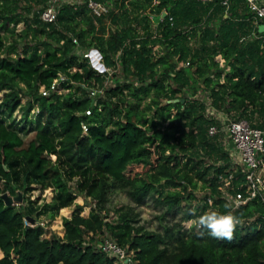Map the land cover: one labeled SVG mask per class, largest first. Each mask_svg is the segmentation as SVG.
I'll list each match as a JSON object with an SVG mask.
<instances>
[{
  "label": "trees",
  "instance_id": "16d2710c",
  "mask_svg": "<svg viewBox=\"0 0 264 264\" xmlns=\"http://www.w3.org/2000/svg\"><path fill=\"white\" fill-rule=\"evenodd\" d=\"M100 1L110 5L96 17L84 3L58 0L56 20L43 22L46 0H0V264H264V194L230 207L228 194H245V172L221 132L228 120L264 128V33L253 13L243 0H230L227 10L219 0ZM163 9L173 23L155 25L149 15ZM89 49L108 71L76 51ZM60 73L73 80L61 84L68 90L41 95ZM82 84L101 93L92 99ZM28 129L35 134L25 142ZM22 173L27 183L52 187L54 201L6 205L1 194L16 197ZM229 174L225 191L219 176ZM77 175L89 214L74 204L63 236L47 234L38 219L73 203L69 180ZM115 190L136 204L151 196L168 212L179 207L182 218L148 230L126 206L108 219ZM209 210L242 219L232 241L183 229L181 221ZM103 236L130 262L101 251Z\"/></svg>",
  "mask_w": 264,
  "mask_h": 264
},
{
  "label": "built area",
  "instance_id": "2783aa9c",
  "mask_svg": "<svg viewBox=\"0 0 264 264\" xmlns=\"http://www.w3.org/2000/svg\"><path fill=\"white\" fill-rule=\"evenodd\" d=\"M58 0H46L44 7L39 12V18L43 22H53L57 17L56 2ZM84 3L88 8L90 14L96 17L102 16L108 11L107 2L100 0H75ZM201 2H208L211 0H198ZM221 5L227 10L230 0H219ZM250 12L256 20V23L260 26L264 24V0H243ZM166 14L161 16L162 12ZM167 17L170 24L173 23V17L169 15L166 9H163L159 15L150 14L149 18L158 25L163 19ZM264 33V30L262 31ZM255 36V35H253ZM264 37V35L262 36ZM75 44H78L75 37L72 38ZM95 49H89L79 51V54L89 59L90 64L99 71H108L104 67L100 54ZM101 63L99 66L98 64ZM188 63H185L187 65ZM73 82L67 75L60 73L47 87L41 86L39 92L41 95L47 96L53 91H59L65 89L61 86L64 82ZM82 87L86 90L87 94L95 99L98 94L101 93L99 86H87L82 84ZM165 102H171V100H164ZM85 114H90V109L85 110ZM83 132L87 130L84 123L81 124ZM218 129L215 125H211L208 128V135L213 136L217 133ZM226 134L233 146V151L236 156V161L243 166L245 172V194L238 190L234 195L230 196V207L235 208L240 204H244L248 199L255 197L256 195L264 194V128L252 126L246 119L228 120L226 123ZM222 180L223 190L230 185L232 180V174L227 176H219ZM226 191V190H225ZM98 248L107 253L109 256H116L117 259L124 262H130V255L124 250L122 246L117 244L113 239L109 237H103L98 242Z\"/></svg>",
  "mask_w": 264,
  "mask_h": 264
},
{
  "label": "rangeland",
  "instance_id": "374dc122",
  "mask_svg": "<svg viewBox=\"0 0 264 264\" xmlns=\"http://www.w3.org/2000/svg\"><path fill=\"white\" fill-rule=\"evenodd\" d=\"M68 1V0H66ZM23 27V24H19L17 26V29H20ZM7 41L10 39L7 38ZM78 53L81 50H76ZM216 59L220 62L223 60L221 59L220 56H217ZM73 69H70L72 71ZM118 71V70H117ZM109 83H111V80H107ZM107 82V83H108ZM68 89L65 88L61 90V92H66ZM3 91H0V99L2 98ZM198 97H201L204 101H207L206 95L203 92L197 93ZM21 100L24 103L26 100V96L22 95ZM21 115V111L18 110L14 113V119L19 120ZM219 118L224 121L225 117L223 115H219ZM221 132H225L226 134V123L222 125L221 127ZM34 131H31L30 129L27 130L26 133H23L22 137L24 138L25 142H28L31 138L34 137ZM232 145V143H230ZM231 151V157H234L233 159L236 160V156L234 154L233 148L230 149ZM52 160H56V155L52 154L50 155ZM237 162V161H236ZM24 172V171H23ZM23 178V181H22ZM25 175H21V177L18 180V189L16 190L17 192V197L19 196V200L23 202V204H26L28 200L33 201V206L36 205H42L44 203L52 202L54 201V197L56 195L55 190L52 187H46L43 188L40 183H37L33 180L25 181ZM83 181L82 175H77L74 176L71 180H69L70 185L74 187L75 193L72 194V199L73 203L70 206L62 207L60 208L58 214L54 218H49L47 216L40 217L39 222L43 224V226L47 230V234L50 233H55L59 236H63L64 234V228L62 225V219L63 217H70L73 209H74V204H82L83 209L80 212L81 215L87 216L90 212V206L92 205V201L87 198H84L85 190L81 189V184ZM199 185L201 184L200 182L198 183ZM200 190L197 189L196 193L198 194ZM24 201H23V199ZM14 197H12L13 199ZM16 201L14 200L13 203L15 206L18 205V203H15ZM12 203V204H13ZM183 204V203H181ZM130 206L133 208L134 212L137 213V224L140 226H143L145 229L148 230H154V231H162V226L164 225H173L179 222L182 218V211L183 209H180L179 207L170 210L169 212L166 211L165 206H161L159 204H155L153 198L149 196L148 198L145 199V201L142 204H136L134 203L128 195L121 190H115L111 192L108 196V201L105 205V213L108 214V219L116 218V211L120 207H126ZM189 220H194V219H189ZM186 221H181L183 225V229H189V227L186 226ZM104 237V236H103ZM103 237H100L102 239ZM99 241V240H98ZM3 256L2 251L0 250V258Z\"/></svg>",
  "mask_w": 264,
  "mask_h": 264
},
{
  "label": "clouds",
  "instance_id": "9594fccd",
  "mask_svg": "<svg viewBox=\"0 0 264 264\" xmlns=\"http://www.w3.org/2000/svg\"><path fill=\"white\" fill-rule=\"evenodd\" d=\"M225 207L229 206L226 205ZM242 223V219L230 210L226 213L209 210L195 220L186 221V226L206 229L210 237L230 242L234 238L237 226L242 225Z\"/></svg>",
  "mask_w": 264,
  "mask_h": 264
},
{
  "label": "water",
  "instance_id": "95a60500",
  "mask_svg": "<svg viewBox=\"0 0 264 264\" xmlns=\"http://www.w3.org/2000/svg\"><path fill=\"white\" fill-rule=\"evenodd\" d=\"M165 14H166V12L164 11V12H162L161 16L164 17ZM263 30H264V24L259 27V31H263ZM93 51H96V50H93ZM98 65L100 66L101 63H99ZM1 198L4 200V202H5L6 205L12 204L14 200L15 201H20L19 200L20 199L19 196L18 197L16 196V197H14L12 199V197H10L7 193L1 194Z\"/></svg>",
  "mask_w": 264,
  "mask_h": 264
},
{
  "label": "crops",
  "instance_id": "0c3cea01",
  "mask_svg": "<svg viewBox=\"0 0 264 264\" xmlns=\"http://www.w3.org/2000/svg\"><path fill=\"white\" fill-rule=\"evenodd\" d=\"M222 59V58H221Z\"/></svg>",
  "mask_w": 264,
  "mask_h": 264
}]
</instances>
